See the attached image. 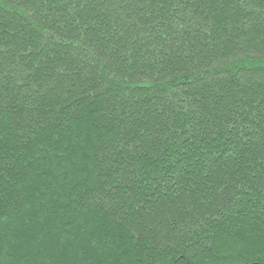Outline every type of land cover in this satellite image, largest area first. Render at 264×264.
Masks as SVG:
<instances>
[{"label":"trees","instance_id":"16d2710c","mask_svg":"<svg viewBox=\"0 0 264 264\" xmlns=\"http://www.w3.org/2000/svg\"><path fill=\"white\" fill-rule=\"evenodd\" d=\"M0 264H264V0H0Z\"/></svg>","mask_w":264,"mask_h":264}]
</instances>
